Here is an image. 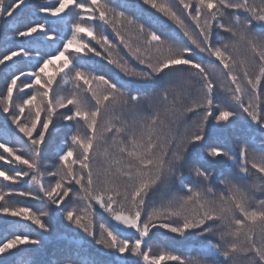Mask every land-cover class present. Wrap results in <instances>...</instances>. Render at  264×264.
Masks as SVG:
<instances>
[{"label":"snow or ice","instance_id":"6c2138e0","mask_svg":"<svg viewBox=\"0 0 264 264\" xmlns=\"http://www.w3.org/2000/svg\"><path fill=\"white\" fill-rule=\"evenodd\" d=\"M0 29V264H264V0H0Z\"/></svg>","mask_w":264,"mask_h":264},{"label":"trees","instance_id":"16d2710c","mask_svg":"<svg viewBox=\"0 0 264 264\" xmlns=\"http://www.w3.org/2000/svg\"><path fill=\"white\" fill-rule=\"evenodd\" d=\"M28 3L29 4H34V0H32V1L30 0V1H28ZM38 4H41V3H38ZM148 11L151 12L152 10L148 9ZM35 13H36V11H34L32 9H28V8L24 9V14H25L27 20H35L36 16H37V14H35ZM74 14H76V13L73 12L71 14V16H70V22L71 23H74L76 21V19H77V15L75 17ZM163 19L164 18H161V20H163ZM163 27L169 32H173V31L179 32V30L175 29V26L173 24H171V22H168V21H164ZM108 32L111 35V29L110 28L108 29ZM0 36H2V38H1L2 46L4 45L5 39H7L9 41V43L6 46L7 47H14V44L11 43V41H13V39H14L11 32L5 33L3 31V29H1ZM26 39H31V38H26ZM17 42H18V40H17ZM33 45L40 46V44H38V43H33L31 46H33ZM124 55H125V58L130 60V62L135 67H137V68L140 67L138 64H136L135 61L131 60V57L127 56L126 52L124 53ZM94 59H96L98 62L95 65H90V67H93L95 69H101L104 72H108V71L115 72L116 71L115 69L112 68V66L107 65L106 61H99V58H94ZM2 68L4 69V66H2ZM9 126H12L10 122L7 124V127H9ZM241 131H242V129H241L239 124L231 125L228 129H226L223 132V134L220 136V139L228 140L232 144L233 147H236V140H237V137L239 136V134L241 133ZM59 132L64 133V130L54 131L53 138L50 141V147L45 153L47 156H49V153L51 152V150L53 151V149L55 148L56 144L58 143V142H55V137H56V134L59 133ZM53 159H54V157H53ZM53 163H54V160L51 163L44 162V165L47 166V167H50L51 165H53ZM48 170H50V169H48ZM46 178L47 177H45V179ZM46 183H47V181H46ZM28 202H30V201H28ZM6 219L7 218H0V234L3 231L4 225L7 224L5 222ZM1 224H4V225H1ZM62 228H63L62 230H66L68 232L70 231V233L68 234L67 232H62L63 234H58L57 236H54V238L51 239V242L47 245L48 247H47V253H46V255L49 258H51V259H54V257L51 256V253L55 249L57 244H59L61 242L62 243H71V241L70 242L65 241L68 238L75 239L74 233L71 230H69L68 228H66L64 226ZM154 231H155V234L153 235L151 241L149 242L150 246L153 249V252H158L161 248H167L166 245L169 244L168 240H167L168 237L170 239L176 241V246L174 248H171V249H175L176 251L182 252L185 255L189 254V251L192 250L194 247H197L196 245H194L192 240H184L183 238L179 239V238H176V237L174 238L172 236V234L165 235V234H163V230H154ZM162 239H164V240H162ZM22 247H27V246H22ZM191 254L195 255V252L192 251ZM16 259H17V261H19L21 259H23L25 261H30L32 259V257H29L26 252H21L20 255Z\"/></svg>","mask_w":264,"mask_h":264},{"label":"rangeland","instance_id":"374dc122","mask_svg":"<svg viewBox=\"0 0 264 264\" xmlns=\"http://www.w3.org/2000/svg\"><path fill=\"white\" fill-rule=\"evenodd\" d=\"M28 1H30V0H28ZM32 1V0H31ZM52 2H54V0H34V4H38V3H41V4H47V3H52ZM32 10H34V11H36L34 8L32 9ZM31 11V10H30ZM74 16L76 17V14H74ZM40 18V16L39 15H37L36 16V19H39ZM0 31H1V29H0ZM1 38H2V36H0V46H2V44H1ZM34 50L35 49H37V48H40L41 47V45L40 46H38V45H33V46H31ZM21 67H24V65H21ZM0 73H4V72H6V70L7 69H3L2 68V66H0ZM3 86H4V80H3V77L2 76H0V88H3ZM10 121H7V122H5V119H4V116L2 115V114H0V127H2V126H4L5 125V123H9ZM7 130H8V132H9V134H15V129H14V126H9V127H7ZM63 136H64V133H62V132H59V133H57L56 134V137H55V142H58L60 139H62L63 138ZM17 147H19V145H17ZM45 157H46V159L44 160V162H49V163H51L54 159H53V151L51 150V152L49 153V156H47L46 154H45ZM3 165V162L2 161H0V166H2ZM48 169H50L51 170V167H48ZM48 177L45 179L46 181H48ZM24 187H27L26 185L24 186ZM29 203H31L34 207H40V204H39V202L38 201H30ZM7 219H11V218H7ZM1 225H4V224H1ZM63 225H60V226H58L57 228H56V232H55V234H54V236H57L58 234H63L62 232H67L68 234L70 233V231L68 232V231H66V230H62L63 228ZM8 230H9V228H8V224H5L4 225V227H3V231H2V233L0 234V239H2V238H4L5 236H7L8 235ZM54 236L52 237V238H54ZM167 237V236H166ZM51 238V239H52ZM169 238V237H168ZM167 238V240H168V243L169 244H167L166 246H167V248L168 249H171V248H174L175 246H176V241H174V240H172V239H168ZM176 238H179V237H176ZM51 239L47 242V245L51 242ZM179 239H181V238H179ZM162 240H164V239H162ZM65 241H67V242H72L73 241V239L72 238H68V239H66ZM171 242V243H170ZM160 245V244H159ZM156 246V245H155ZM161 246V245H160ZM48 247V246H47ZM157 247V246H156ZM158 248V247H157ZM160 248V247H159Z\"/></svg>","mask_w":264,"mask_h":264}]
</instances>
